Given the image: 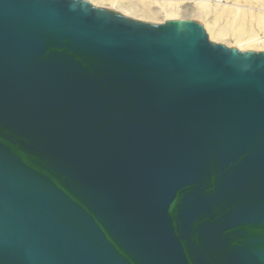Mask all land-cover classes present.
<instances>
[{"label": "water", "instance_id": "1", "mask_svg": "<svg viewBox=\"0 0 264 264\" xmlns=\"http://www.w3.org/2000/svg\"><path fill=\"white\" fill-rule=\"evenodd\" d=\"M0 264H264V52L0 0Z\"/></svg>", "mask_w": 264, "mask_h": 264}, {"label": "rangeland", "instance_id": "2", "mask_svg": "<svg viewBox=\"0 0 264 264\" xmlns=\"http://www.w3.org/2000/svg\"><path fill=\"white\" fill-rule=\"evenodd\" d=\"M87 1L97 8L112 10L150 24H163L176 15L178 19L195 20L204 25L210 40L214 43L238 50L239 45L253 47L249 50H240L242 52L250 50L264 52V0H96L98 3L93 0ZM211 33L220 36L221 41L212 40Z\"/></svg>", "mask_w": 264, "mask_h": 264}, {"label": "bare ground", "instance_id": "3", "mask_svg": "<svg viewBox=\"0 0 264 264\" xmlns=\"http://www.w3.org/2000/svg\"><path fill=\"white\" fill-rule=\"evenodd\" d=\"M91 1V0H90ZM93 1H95V2H97L96 0H93ZM92 1V2H93ZM98 3V2H97ZM96 4V3H95ZM175 15V14H174ZM177 16V15H176ZM176 16H172V17H170V18H179V17H176ZM136 18V17H135ZM183 19V18H182ZM193 19V18H192ZM166 20V19H165ZM213 33V32H212ZM211 33V34H212ZM219 34V33H218ZM210 37H211V39L212 40H214V41H217V42H219V41H221V38H220V36H216L215 34H212V35H210ZM238 48L240 49V50H249V49H253V47H250V46H242V45H239L238 46Z\"/></svg>", "mask_w": 264, "mask_h": 264}]
</instances>
